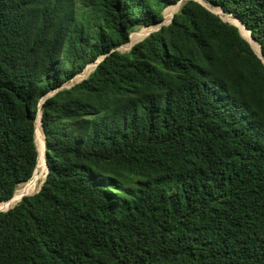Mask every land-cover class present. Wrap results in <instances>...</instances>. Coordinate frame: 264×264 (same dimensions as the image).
Instances as JSON below:
<instances>
[{
  "label": "trees",
  "instance_id": "obj_1",
  "mask_svg": "<svg viewBox=\"0 0 264 264\" xmlns=\"http://www.w3.org/2000/svg\"><path fill=\"white\" fill-rule=\"evenodd\" d=\"M179 1L0 0V204L34 176L56 90L0 264H264L263 61L195 0L118 50ZM206 1L264 57V0Z\"/></svg>",
  "mask_w": 264,
  "mask_h": 264
},
{
  "label": "bare ground",
  "instance_id": "obj_2",
  "mask_svg": "<svg viewBox=\"0 0 264 264\" xmlns=\"http://www.w3.org/2000/svg\"><path fill=\"white\" fill-rule=\"evenodd\" d=\"M200 1L202 2V4H204L205 6L210 8L212 11H214L215 13L220 15L221 17L228 19L230 23L235 24L240 29L241 33L243 32L242 35L245 38L246 37L248 38V39L247 38L246 39L251 43V46L254 48L256 53L259 56L262 55L261 50L259 49L257 43L254 42V40L252 39V37L250 35L251 33L247 30V28L244 26V24L242 23L241 20L239 21L238 19H236L237 17L233 16L230 13H226L219 6H214L206 0H200ZM178 8H179V4L171 5V6L166 8L167 10H165L166 11L165 19L167 22H169L172 14ZM151 28H152V26L144 27V30L138 31L133 36L131 34L132 43H136V42L140 41V39H143V37L146 34H148V32L150 31ZM131 37H130V42H131ZM130 42L128 44H130ZM38 116H39V118H37V120H36V129H35V133H36L35 143H36V146L38 149V161H37L38 166H37V169L34 172V174H33L34 176L31 180L23 182V183L18 185V187L15 191V194H14V198L12 200L5 202V203H1L2 206L6 207V208H8L11 205H13L14 203L18 202L23 196L27 195L28 193H30L34 189H36L37 183L39 181H42V179L45 176L46 170H48L47 165H46V160H45V146H46L45 144H46V141H45V137H44V134H43L42 128H41L40 114Z\"/></svg>",
  "mask_w": 264,
  "mask_h": 264
},
{
  "label": "rangeland",
  "instance_id": "obj_3",
  "mask_svg": "<svg viewBox=\"0 0 264 264\" xmlns=\"http://www.w3.org/2000/svg\"><path fill=\"white\" fill-rule=\"evenodd\" d=\"M187 0H182L180 3H179V8L178 9H176V11H174V13H176V12H178L179 10H180V8H181V6L186 2ZM200 1V0H199ZM201 2V1H200ZM202 3V2H201ZM165 10H167V9H165ZM165 14H166V11H163V15H164V18H165ZM223 18V17H222ZM223 19H225L226 21H228L229 22V20L228 19H226V18H223ZM165 22L167 23V21H166V19H165ZM235 25V24H234ZM158 27V25H152V28L151 29H156ZM150 29V30H151ZM142 30H144V27H137L136 28V30L134 31L135 33H137L138 31H142ZM133 32V33H134ZM132 33V34H133ZM134 33V34H135ZM243 33V32H242ZM133 34V35H134ZM132 35V36H133ZM131 37V36H130ZM144 38V37H143ZM247 38V37H246ZM248 39V38H247ZM141 40V39H140ZM139 42V41H138ZM137 43V42H136ZM128 43H126V44H124V45H122L121 47H120V51L121 52H128L130 49H131V47L133 46V44H135V43H132V37H131V42H130V44H128ZM95 67H96V65L95 64H93V63H89L88 65H86V67L84 68V70L81 72V73H79L78 75H76L74 78H72V79H70V80H68L67 82H65L64 83V85H63V88H69V87H71L72 85H74V84H77V83H79L80 81H82L83 79H85L88 75H90L92 72H93V70L95 69ZM91 68V69H90ZM88 71V72H87ZM55 92H56V90H52L50 93H48L47 95H46V97H50V96H52L53 94H55ZM42 106V105H41ZM39 111H41V107H40V110ZM45 137V136H44ZM46 141V140H45ZM46 145V144H45ZM45 160H46V146H45ZM46 173H47V170H46ZM46 173H45V176H46ZM45 176H44V178H45ZM44 178L42 179V181H39L38 183H37V186H36V189H34L32 192H30V193H28L27 195H32V194H34L35 192H37L38 190H39V188H40V186L42 185V182H43V180H44ZM26 196V195H25ZM16 203H14L13 205H11L10 207H8V208H6V207H4V206H2V204L0 205V210H5V209H10V208H12L14 205H15Z\"/></svg>",
  "mask_w": 264,
  "mask_h": 264
},
{
  "label": "water",
  "instance_id": "obj_4",
  "mask_svg": "<svg viewBox=\"0 0 264 264\" xmlns=\"http://www.w3.org/2000/svg\"><path fill=\"white\" fill-rule=\"evenodd\" d=\"M182 0H180L179 2H177V4H179L180 2H181ZM195 1H197V2H199L200 4H202L199 0H195ZM205 8H207L209 11H211L212 13H214V14H216V15H218L217 13H215L214 11H212L210 8H208L207 6H205L204 4H202ZM169 7V6H168ZM167 8V7H166ZM165 8V9H166ZM165 9H164V11H165ZM224 11V10H223ZM229 13V12H228ZM231 14V13H230ZM173 15H174V13L172 14V16H171V18H170V20H169V22H165V18H164V20L160 23V24H157L158 25V27L154 30V29H151L149 32H148V34H150L151 32H153V31H156V30H158L162 25H167V24H169L170 22H171V20H172V17H173ZM223 21H226V20H224L220 15H218ZM226 22H228V21H226ZM228 23H230V22H228ZM243 23V22H242ZM230 24H232V23H230ZM244 24V23H243ZM232 25H234V24H232ZM234 26H236V25H234ZM244 26H245V24H244ZM146 27H149V26H146ZM237 27V26H236ZM246 27V26H245ZM238 28V27H237ZM238 30H239V32H240V34L242 35V33H241V31H240V29L238 28ZM248 30V29H247ZM249 32H250V30H248ZM148 34H146L144 37H146ZM252 36V35H251ZM242 37L251 45V43L242 35ZM254 39V38H253ZM142 40V39H141ZM255 40V39H254ZM256 41V40H255ZM134 45V44H133ZM252 47V46H251ZM253 48V47H252ZM120 49V47L118 48V50ZM253 50H254V48H253ZM255 51V50H254ZM255 53H256V51H255ZM257 54V53H256ZM257 56L263 61V63H264V57H263V55H261V56H259L258 54H257ZM104 58V56H102V57H100L98 60H96L95 62H93V64H95V65H97L102 59ZM78 75V74H77ZM51 92V91H50ZM49 92V93H50ZM45 98H46V96H44V97H42L41 99H40V101H39V104H38V115L40 114V119H41V115H42V113H41V111H39L40 110V107H41V105H42V103L44 102V100H45ZM35 125H36V123H35ZM36 149H37V146H36ZM37 153H38V149H37ZM37 160H38V155H37ZM37 166H38V163L36 162V166H35V169H34V172L36 171V169H37ZM48 171V170H47ZM34 172H33V174H34ZM44 181V180H43ZM16 191V190H15ZM14 194H15V192H14ZM14 196V195H13ZM12 196V197H13ZM7 209H5V210H0V211H6Z\"/></svg>",
  "mask_w": 264,
  "mask_h": 264
}]
</instances>
